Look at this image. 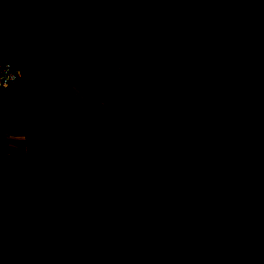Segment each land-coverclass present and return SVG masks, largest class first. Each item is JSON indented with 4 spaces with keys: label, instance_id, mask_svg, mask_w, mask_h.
Segmentation results:
<instances>
[{
    "label": "trees",
    "instance_id": "obj_1",
    "mask_svg": "<svg viewBox=\"0 0 264 264\" xmlns=\"http://www.w3.org/2000/svg\"><path fill=\"white\" fill-rule=\"evenodd\" d=\"M162 1L0 0V33L55 46L35 56L49 72L129 64L110 118L53 91L38 127L65 158L46 142L22 179L0 173V264H131L129 249L143 264H245L231 231L237 197L264 216V0H175L210 50L178 42ZM36 71L0 96L44 95Z\"/></svg>",
    "mask_w": 264,
    "mask_h": 264
},
{
    "label": "rangeland",
    "instance_id": "obj_2",
    "mask_svg": "<svg viewBox=\"0 0 264 264\" xmlns=\"http://www.w3.org/2000/svg\"><path fill=\"white\" fill-rule=\"evenodd\" d=\"M161 3L164 6L166 17L173 24L178 42L190 44L195 38H199L203 50L216 48L215 38L201 25H193L175 0H163ZM16 14L19 28L23 32L28 27L27 11L20 4ZM49 49L54 50L56 48L54 45L31 47L25 42L23 34L17 38H12L7 33H0V60L11 61L18 67L23 66L22 71L24 72L21 71L20 79L25 83L29 82L31 73L37 69L34 76L35 81L47 84L44 97L35 102L23 104L31 99V95L17 102L6 96L0 97V103L1 101L5 103L3 111L6 112L8 126L12 128L10 130L20 132L21 128H25L23 130L29 134L27 139H30L28 140L29 152L24 159L21 158L22 156L20 158L18 156L26 154L25 142H23L22 149L17 150L14 148L16 144L10 141L5 142L4 139H1L3 135H0V173L10 171L7 177L22 179L29 171L31 164L43 152L46 142L53 145L56 155L65 158L60 153V143L56 142L52 136H45L41 128L34 127L47 122L49 114L52 112L51 101L55 89H68L76 94L84 106L82 113H90L98 120L112 117L115 104L120 98V84L115 75L129 65L127 62L113 61L106 57L95 61L84 58L79 64V78L73 81L64 65L57 73L49 72L45 68L46 62H41L39 65L34 63L36 55H43V51ZM30 51L33 54H29ZM113 52L114 50L111 48L108 51V57L113 55ZM28 64L31 67L30 70L28 67H24ZM21 104L24 107L18 108ZM1 132L4 133L5 131L1 130ZM24 137L26 139L24 134L20 136L21 139ZM13 149L15 154H11ZM236 206L238 216L231 231L233 250L243 259L245 264H264V216L261 219L254 218L240 197L236 199ZM128 257L131 264H143L140 257L132 249H129Z\"/></svg>",
    "mask_w": 264,
    "mask_h": 264
},
{
    "label": "crops",
    "instance_id": "obj_3",
    "mask_svg": "<svg viewBox=\"0 0 264 264\" xmlns=\"http://www.w3.org/2000/svg\"><path fill=\"white\" fill-rule=\"evenodd\" d=\"M20 67V66H19ZM20 69H21V71H22V68L20 67ZM23 72V71H22ZM22 76V75H21ZM20 78V77H19ZM45 95V94H44ZM44 95H36V94H34V95H31V99L30 100H28V101H26L25 103H23V104H26V103H29V102H35V101H38V100H40V99H42L43 97H44ZM1 98H3L2 96H0ZM26 96H24V97H22V98H19V99H17V100H14V101H20V100H22L23 98H25ZM4 102L3 101H1V103H0V129L2 130V131H5L4 133H2L1 132V130H0V135H3V138H2V136H1V139H4L5 140V142L6 141H10V142H13V144H16V146H14V148L15 149H17V150H21L22 149V146L24 145L23 144V142H25V147H24V149L26 148V146H27V148L25 149V155H22V154H20L18 157L20 158V156H22L21 158H24V159H26V157H27V154H28V152H29V148H28V140H30L29 138L27 139V136L29 135L27 132H25L23 129H25V128H21V130H20V132H16V131H11L10 129H12L11 127H9L8 126V124H7V120H6V118H7V116H6V112H4L3 111V108H4ZM23 104H21L18 108H21V106H23ZM24 107V106H23ZM38 126L39 125H35L34 127H36V128H38ZM25 135L26 136V139H25V137H24V139H21L20 138V136H22V135ZM9 143V142H8ZM26 143H27V145H26ZM21 152H24V151H21ZM11 154H15V151H14V149H13V153H11Z\"/></svg>",
    "mask_w": 264,
    "mask_h": 264
},
{
    "label": "built area",
    "instance_id": "obj_4",
    "mask_svg": "<svg viewBox=\"0 0 264 264\" xmlns=\"http://www.w3.org/2000/svg\"><path fill=\"white\" fill-rule=\"evenodd\" d=\"M20 68L11 61L0 60V90L7 89L20 77Z\"/></svg>",
    "mask_w": 264,
    "mask_h": 264
}]
</instances>
